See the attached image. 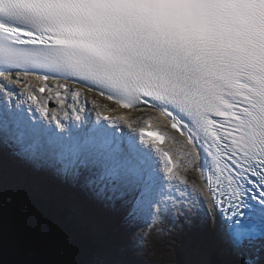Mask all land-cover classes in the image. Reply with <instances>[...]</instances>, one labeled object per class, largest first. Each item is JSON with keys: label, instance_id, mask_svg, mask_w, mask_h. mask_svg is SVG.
Wrapping results in <instances>:
<instances>
[{"label": "snow or ice", "instance_id": "1", "mask_svg": "<svg viewBox=\"0 0 264 264\" xmlns=\"http://www.w3.org/2000/svg\"><path fill=\"white\" fill-rule=\"evenodd\" d=\"M12 69L158 111L211 200L150 121L98 110L46 127L9 105ZM0 78V264H147L151 230L174 231L179 264H264V0H0ZM36 79L48 98L69 91ZM34 87L22 91L48 118Z\"/></svg>", "mask_w": 264, "mask_h": 264}, {"label": "rangeland", "instance_id": "2", "mask_svg": "<svg viewBox=\"0 0 264 264\" xmlns=\"http://www.w3.org/2000/svg\"><path fill=\"white\" fill-rule=\"evenodd\" d=\"M160 229L169 230L171 225L164 222ZM150 231L148 240L147 264H179L181 255L178 252L180 239L177 238L174 231H168L166 234L161 232L159 235H153Z\"/></svg>", "mask_w": 264, "mask_h": 264}, {"label": "bare ground", "instance_id": "3", "mask_svg": "<svg viewBox=\"0 0 264 264\" xmlns=\"http://www.w3.org/2000/svg\"><path fill=\"white\" fill-rule=\"evenodd\" d=\"M17 76H19L21 78V81H22V85L23 86H21V87L19 85L12 86L11 84H9L8 86L11 88L12 91L14 90V91L17 92L18 97L20 99V102L23 99L27 103V106H26V107H28L27 115L30 116V110L29 109H34V104L30 100H27L26 99V94L23 93L22 89H23V87H26L28 83L34 85L35 88H37V86L40 83L36 79L37 76H34L33 74L25 75V74H21L20 72H16L14 74V76H12V77H13V79H15ZM56 84H57V81H52V82L49 83V87L55 88ZM85 97H87V96H85ZM63 98H66V100L68 102V100H69V94L68 93L64 94L63 95ZM0 99H3V97L0 96ZM11 100L16 101V103H12V104H16V105L19 104V101L16 99L15 95L13 94V92H12ZM54 102L56 103V106H57L58 109H61V110L63 109V106L58 105L56 100H54ZM22 108H24L23 105H22ZM124 113H130V112L128 110H126V111H124ZM61 114H62V112H61ZM126 132H128V130ZM170 148L172 150H174L177 155H180L181 153H187V151L184 150V149L183 150L182 149H178L177 147H173V146H171ZM185 171L189 175V177L191 178V180L192 181H195L197 183V180H196L195 176H193V174H191L192 173L191 170H187L186 169ZM204 198H205V196H204Z\"/></svg>", "mask_w": 264, "mask_h": 264}]
</instances>
